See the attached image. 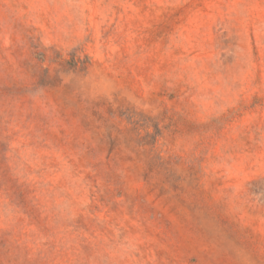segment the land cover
<instances>
[{"label":"rangeland","instance_id":"rangeland-1","mask_svg":"<svg viewBox=\"0 0 264 264\" xmlns=\"http://www.w3.org/2000/svg\"><path fill=\"white\" fill-rule=\"evenodd\" d=\"M0 264H264V0H0Z\"/></svg>","mask_w":264,"mask_h":264}]
</instances>
